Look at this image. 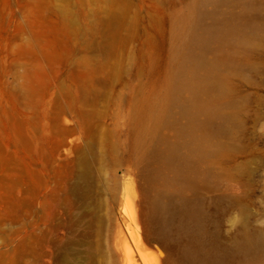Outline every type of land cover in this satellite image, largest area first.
I'll use <instances>...</instances> for the list:
<instances>
[{
	"label": "rangeland",
	"instance_id": "rangeland-1",
	"mask_svg": "<svg viewBox=\"0 0 264 264\" xmlns=\"http://www.w3.org/2000/svg\"><path fill=\"white\" fill-rule=\"evenodd\" d=\"M262 124L264 0H0V264H264Z\"/></svg>",
	"mask_w": 264,
	"mask_h": 264
},
{
	"label": "bare ground",
	"instance_id": "bare-ground-1",
	"mask_svg": "<svg viewBox=\"0 0 264 264\" xmlns=\"http://www.w3.org/2000/svg\"><path fill=\"white\" fill-rule=\"evenodd\" d=\"M153 160H158L162 163L173 164L176 167L177 178L185 183V185L194 188L196 184L194 175L184 172V169H187V171L189 170V172L193 171V165L181 155L179 149L176 146H168L164 150L153 149L150 152L147 160L143 161L145 168L150 175L152 172L149 169L148 163ZM149 219L152 223L158 222L159 208L157 206H154L149 210ZM137 224V217L134 211H132V213L127 216V219H124L123 222L118 221L116 224L114 240L121 263L159 264L168 256V253H166L164 258H161L159 255L161 254V250L155 243L150 242V240L149 244L154 247V250L152 249L147 251L143 244L144 242L140 240ZM131 243H133V246L136 249V255L131 249Z\"/></svg>",
	"mask_w": 264,
	"mask_h": 264
},
{
	"label": "clouds",
	"instance_id": "clouds-1",
	"mask_svg": "<svg viewBox=\"0 0 264 264\" xmlns=\"http://www.w3.org/2000/svg\"><path fill=\"white\" fill-rule=\"evenodd\" d=\"M260 132H264V124L261 125L260 129H258ZM257 203L260 205L261 208H264V200H261L257 198ZM253 211H256L255 209ZM245 221V217L242 214L241 210H234L231 212L230 215H228L225 218V234H229L230 232L236 230L238 227H240ZM254 224L256 227L264 229V216L258 215L257 218L254 221Z\"/></svg>",
	"mask_w": 264,
	"mask_h": 264
},
{
	"label": "water",
	"instance_id": "water-1",
	"mask_svg": "<svg viewBox=\"0 0 264 264\" xmlns=\"http://www.w3.org/2000/svg\"><path fill=\"white\" fill-rule=\"evenodd\" d=\"M159 241H161L163 243V246H165L167 249V244H165V242L163 240H159Z\"/></svg>",
	"mask_w": 264,
	"mask_h": 264
}]
</instances>
